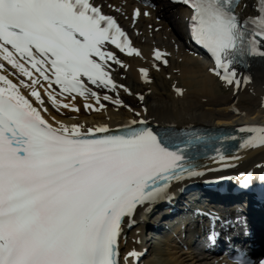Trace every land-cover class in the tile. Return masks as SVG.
Segmentation results:
<instances>
[{
    "label": "snow or ice",
    "instance_id": "6c2138e0",
    "mask_svg": "<svg viewBox=\"0 0 264 264\" xmlns=\"http://www.w3.org/2000/svg\"><path fill=\"white\" fill-rule=\"evenodd\" d=\"M178 2L191 9L190 36L210 55L211 71L237 89L248 83L238 66L264 57V0L255 16L246 17L237 11L241 0ZM105 7L112 6L98 0H0V264H139L141 253L121 256L120 247L137 207L163 198L173 181L202 175L198 146L211 137L154 130L147 116L119 99L122 89L144 100L118 82L129 66L122 54L141 52ZM142 15L151 13L134 9L133 23ZM154 56L167 65L159 49ZM139 71L149 81V68ZM41 89L53 106L80 112L58 100V90L72 101L77 95L94 98L85 110L99 112L106 109L102 100L111 101L136 118L116 128L78 117L57 120ZM240 131L252 134L241 147L264 146V126ZM217 152L221 160L238 159ZM241 175L247 187L252 173ZM238 264L254 262L241 252Z\"/></svg>",
    "mask_w": 264,
    "mask_h": 264
},
{
    "label": "bare ground",
    "instance_id": "6f19581e",
    "mask_svg": "<svg viewBox=\"0 0 264 264\" xmlns=\"http://www.w3.org/2000/svg\"><path fill=\"white\" fill-rule=\"evenodd\" d=\"M110 1L108 0V3H111ZM128 1L130 2L131 6L130 11H128V17L125 18V16H123L126 14V11H124V8L122 7H120L122 11H119L118 15L121 16L125 25L131 29L133 36H136L137 39L149 40L151 43L147 45L148 49L145 47L140 48V45L138 44H142L141 42L135 43L134 46L140 49V56H136L135 54L131 56L122 54V58L129 66L125 68L118 76V82L120 83H124V80L126 79V81L129 82L134 81L138 87H141V89L139 88L140 91L136 93L143 95L144 100L141 101L139 95L130 94L129 92H126L122 89L119 90V99L123 100L125 104L136 108V110L140 111L142 115L147 116L148 123L153 125H177L178 128L193 124H204L210 127L221 125L241 128L252 125L264 126V57L257 58V60H254V62L250 63L248 73L246 75H242V72L240 73L242 76L250 77V79L246 84L241 83L238 89L233 88V86L231 87V92H237V96H233V94L230 92L227 95L218 94L217 92H214L215 88L212 87L215 84V80L208 69V65H210L209 62L201 56L198 57L190 54L188 56L189 58L182 56L183 53L179 48V43H185L187 41V34L184 26H182L183 24L181 23L180 25V23L175 22L173 19L176 6H173L170 0H152L160 7V9H163L160 13L162 16H159L163 20L161 24V30L156 32L155 27L158 25H153L151 21L145 20V15L140 16L136 23H133V20H129L132 19V13L134 9H141V7L139 6V2L136 0ZM248 1L249 0H245L242 3L244 4ZM98 2H104L107 4L106 0H98ZM252 3L254 4V11H257L258 8L256 7H259V2L257 0H253ZM238 9L239 11L241 10L240 7ZM151 24L153 27L149 26ZM168 38L172 39L173 46H169L166 43ZM157 49H159L162 53H175L178 55V58L176 57L177 60L181 58L185 61L183 62L185 63L183 68L181 67L183 72L182 75L184 77V80L181 82V85H183L182 87L184 88L182 89V93L175 91L171 93V96H166L156 92L152 86H144L146 82L139 69L142 67L149 68L150 60L155 57L154 53ZM172 63L174 65L173 61ZM153 65L155 66V63ZM179 72L180 71H178V73ZM149 76H152L150 70ZM177 81L179 82V80ZM149 82L151 81L149 80ZM177 86L179 85L177 84ZM194 87L197 89L194 90ZM41 92L44 93V90L41 89ZM56 95L58 100L65 98L60 96L58 92ZM109 95H112L114 99L116 98L115 93L109 92ZM44 96L49 98L47 93H44ZM65 100L79 106L80 112L77 113L73 111L70 113V110L72 109L68 108L60 109L63 114L56 115L53 113L54 109L51 107L49 108L51 114L55 116L57 120H63L67 123L73 122L70 117H78L80 123L87 125L107 123L110 127L116 128L117 126H122L123 124L136 118L127 108L123 107L122 105H115L111 101L102 100L101 102L105 104L106 109L96 112L85 110L83 108L85 103L95 104L96 102L94 98L90 97L88 100H85L83 97L77 95V98L74 101H72L70 97L67 99L65 98ZM145 107L148 109L147 113L143 112ZM225 157H238V159L221 160L218 157L202 160L198 163L199 170L203 171L205 174L212 173L214 177H217L219 174L214 173L216 169L223 167L222 165L224 164H236V168L230 171L231 174H238L251 169L255 170V172H258L260 170L257 168L258 165L260 163H264V146L244 147L239 152L225 155ZM262 207H264V204ZM136 231H134L132 236L134 239L138 240L137 237L139 234L136 233ZM122 239L123 242L126 240L125 235H123ZM137 240H135L134 243H136ZM137 245H127L123 247L122 251L124 254H126L128 251L135 250ZM169 256L172 257L169 258V261L171 260L172 262V260L175 259V264L179 261L180 264H185L183 262L185 260H187V262H191L192 264H226V262L223 260L216 261L217 259H210L206 257L205 253H198L195 251L180 253L177 247L169 251Z\"/></svg>",
    "mask_w": 264,
    "mask_h": 264
},
{
    "label": "rangeland",
    "instance_id": "374dc122",
    "mask_svg": "<svg viewBox=\"0 0 264 264\" xmlns=\"http://www.w3.org/2000/svg\"><path fill=\"white\" fill-rule=\"evenodd\" d=\"M112 1H114V2H123V4H125L126 3V0H112ZM251 5H252V3H249V4H247V6H245V8H244V12H249V11H251ZM175 14H177L178 16H175ZM175 14H174V20L176 21V22H181V20H184V19H181L180 20V18H183V11H181V10H178L177 12H175ZM184 26V25H183ZM171 58H172V60L171 59H169L168 60V63H167V65H165V64H163V62H162V64L161 65H159V67L157 68L156 66H154L153 64L154 63H152V66L150 67V69H151V71H152V76L151 77H149V80L151 81V82H146L145 83V87H148V86H152L155 90H156V92H158V93H160V94H164V95H166V96H171V93L172 92H175L176 91V88H178L179 86V89H184L182 86L183 85H181V82L184 80L183 78V75H182V68H183V65L185 64V63H183V62H185L183 59H176L174 56L172 57V56H170ZM172 61L174 62V65H173V63H172ZM179 61H181V62H179ZM176 62V63H175ZM170 63V64H169ZM183 63V64H182ZM169 64V65H168ZM178 64V65H177ZM156 65V64H155ZM162 66V67H161ZM168 66H170V67H168ZM171 66H173V67H171ZM177 66V67H176ZM182 67V68H181ZM168 68V69H167ZM171 70H170V69ZM161 69H164V70H161ZM178 69V70H177ZM180 69V70H179ZM171 71V72H170ZM178 71H180L179 73H178ZM158 73V74H157ZM167 73V74H166ZM169 73H170V75H169ZM162 75V76H161ZM173 75V76H172ZM180 75V76H179ZM204 75V74H203ZM170 76H172V77H170ZM179 76V77H178ZM174 78V79H173ZM178 78V79H177ZM200 78H202V77H200ZM154 79V80H153ZM172 79V80H171ZM170 80H171V82L173 83H171L170 82ZM177 80H179V82L177 81ZM215 80V84L212 86L213 88H215V90H214V92H217L218 94H221V95H227V94H229V92L231 93V90H229V88H227V87H225V85H223V84H221V83H219L218 81H216V79H214ZM127 83L129 84V86H131L132 87V89L133 90H135V91H138V90H140L141 89V87H138L137 86V84L134 82V81H127ZM147 83H148V85H147ZM217 83V84H216ZM150 84V85H149ZM177 84L179 85V86H177ZM217 85V86H216ZM219 85V86H218ZM165 86V87H164ZM177 86V87H176ZM136 87V88H135ZM140 88V89H139ZM226 88V89H225ZM174 89V90H173ZM194 90L195 89H197L196 87H194L193 88ZM134 91V92H135ZM165 92H166V94H165ZM58 107V106H57ZM59 109H64V108H62L61 106H59L58 107ZM71 112L70 113H72L73 112V110H70ZM166 243H169V241H164V240H159V241H156L155 240V244H154V246L155 247H158V246H161V245H163V244H166ZM178 257V256H177ZM169 258H172L171 256H168L167 254L166 255H157V254H151V256L149 257V261L150 262H154V263H156V264H175L174 262H175V259H173L172 260V262H171V260L169 261ZM185 264H192L191 262H187V260H185V261H183ZM179 264H180V261L178 262ZM178 263H176V264H178Z\"/></svg>",
    "mask_w": 264,
    "mask_h": 264
}]
</instances>
